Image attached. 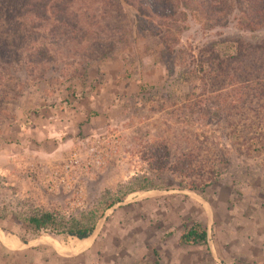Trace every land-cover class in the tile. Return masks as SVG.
<instances>
[{
	"label": "rangeland",
	"instance_id": "rangeland-1",
	"mask_svg": "<svg viewBox=\"0 0 264 264\" xmlns=\"http://www.w3.org/2000/svg\"><path fill=\"white\" fill-rule=\"evenodd\" d=\"M20 1L0 0V264H264V103L244 86L264 75V50L235 55L264 27L182 0L173 24L144 16L146 29H168L166 49L136 32L124 0H52L50 17H6ZM64 5L74 29L51 17ZM212 41L234 56L216 82L197 69ZM142 178L154 188L120 198ZM39 209L96 225L86 239L33 235L22 219ZM192 224L205 244L180 241Z\"/></svg>",
	"mask_w": 264,
	"mask_h": 264
},
{
	"label": "trees",
	"instance_id": "trees-1",
	"mask_svg": "<svg viewBox=\"0 0 264 264\" xmlns=\"http://www.w3.org/2000/svg\"><path fill=\"white\" fill-rule=\"evenodd\" d=\"M52 0H21L19 3L13 4L11 8L7 9L4 12V15L8 18H13L19 16L18 12H21L23 8L27 9L29 12L37 14L41 17H50L45 14L48 4ZM130 6L135 7L137 10V15L135 16V28L142 36H154L159 39L166 49L171 47L170 38L168 35V29H161L157 31H150L145 28V19L144 16L150 15L156 18H161L164 20L170 21L173 24L177 19V7L178 2L182 0H149L147 6H145L141 1L138 3L136 1L135 6L131 0H124ZM193 1L197 3L202 12L211 18L214 21H221L223 18L233 11L237 13L236 23L238 28L247 32H255L264 27V0H185ZM119 4V0H118ZM51 15L52 19L58 23L64 25H69L73 29L75 24L70 22L67 16V7L66 5L56 9ZM56 12V13H55ZM75 17H77L75 15ZM77 20V19H76ZM79 27V26H78ZM79 31L77 40L80 41L83 38V35L86 33V30L81 31V28H76ZM127 33L124 32V35ZM24 36V35H23ZM17 38L20 39L21 36L17 35ZM173 42V41H172ZM5 40L0 36V46H6ZM216 42L212 41L209 44H206L204 48L200 50L199 59L197 62L198 72L206 73L209 81H217V75L220 72H224L227 66V61L234 59V56L223 57L216 49ZM235 48L237 51L235 55L239 57L248 56L247 53L256 52L257 49L264 50V40L260 39L259 41H244L242 39L236 40ZM2 50L0 47V51ZM243 51H246L245 53ZM178 52V51H177ZM44 56V55H42ZM186 73H195L194 70L186 69L183 71V74ZM264 73V70L262 71ZM182 74V75H183ZM214 74V75H213ZM255 83H249V85H244L247 87V91L251 93L254 98L262 101L264 103V75L257 73L254 76ZM69 89V87H68ZM73 91V90H70ZM213 166V165H212ZM214 175L217 170V166L212 167ZM169 170L174 173L184 172V167L182 164H170ZM216 178V176L212 177ZM212 181H206L202 185H198L195 181H189L186 183L184 180H179L178 185L181 187H187L189 189H204ZM154 188L152 181L146 178L137 179L134 182H129L125 187V190L121 192V197L125 196L127 193L136 191V190H145ZM96 217L91 213L87 215H82L80 218H68L65 219L63 216L46 209L35 210L32 214L23 217L22 221L27 228L33 233V235H38L40 232H51L54 234H65L68 236H73L78 239H84L91 235L96 225ZM21 221V220H20ZM24 241V240H22ZM180 241L185 244H205L206 243V230L198 224H192L189 228L184 230L180 236ZM153 264H158V261Z\"/></svg>",
	"mask_w": 264,
	"mask_h": 264
},
{
	"label": "crops",
	"instance_id": "crops-1",
	"mask_svg": "<svg viewBox=\"0 0 264 264\" xmlns=\"http://www.w3.org/2000/svg\"><path fill=\"white\" fill-rule=\"evenodd\" d=\"M86 239V238H85ZM19 243H16V245H18Z\"/></svg>",
	"mask_w": 264,
	"mask_h": 264
}]
</instances>
